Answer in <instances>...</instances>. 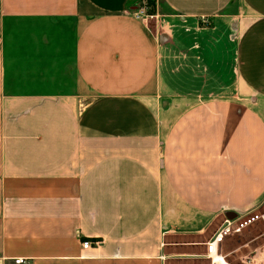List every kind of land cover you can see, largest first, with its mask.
<instances>
[{"label": "crops", "instance_id": "1", "mask_svg": "<svg viewBox=\"0 0 264 264\" xmlns=\"http://www.w3.org/2000/svg\"><path fill=\"white\" fill-rule=\"evenodd\" d=\"M137 1L0 0V264H209L264 202V0Z\"/></svg>", "mask_w": 264, "mask_h": 264}, {"label": "rangeland", "instance_id": "2", "mask_svg": "<svg viewBox=\"0 0 264 264\" xmlns=\"http://www.w3.org/2000/svg\"><path fill=\"white\" fill-rule=\"evenodd\" d=\"M142 1L143 0H138L136 2V10L143 8L141 16L145 18L150 14L152 8L150 7L149 0ZM242 215H247V217L255 215L258 217L255 221L244 227L241 232L232 234L226 238V243L229 249L236 250L240 247V249L236 250L233 255L228 258L226 257L229 264H248L244 263L245 261L243 256L250 253V251H252L255 247L264 242V202Z\"/></svg>", "mask_w": 264, "mask_h": 264}, {"label": "built area", "instance_id": "3", "mask_svg": "<svg viewBox=\"0 0 264 264\" xmlns=\"http://www.w3.org/2000/svg\"><path fill=\"white\" fill-rule=\"evenodd\" d=\"M143 8L135 10L134 14L136 17H140ZM208 20L202 18L201 22L206 23ZM258 216L247 217V215H240L234 218L224 219L220 228L211 236V238L206 242V257L208 258L209 264H229L225 255H223L219 249L218 244H220L225 238L241 232V230L246 227L251 222L255 221ZM90 245L88 240L82 242V248L86 249ZM16 264L23 263V258H16L14 260Z\"/></svg>", "mask_w": 264, "mask_h": 264}, {"label": "trees", "instance_id": "4", "mask_svg": "<svg viewBox=\"0 0 264 264\" xmlns=\"http://www.w3.org/2000/svg\"><path fill=\"white\" fill-rule=\"evenodd\" d=\"M149 3H150V7L152 8V10L150 11V13H153L154 12V9H155V0H149Z\"/></svg>", "mask_w": 264, "mask_h": 264}]
</instances>
